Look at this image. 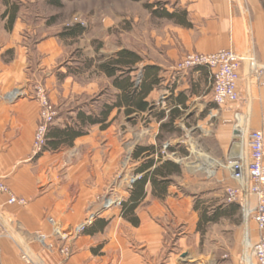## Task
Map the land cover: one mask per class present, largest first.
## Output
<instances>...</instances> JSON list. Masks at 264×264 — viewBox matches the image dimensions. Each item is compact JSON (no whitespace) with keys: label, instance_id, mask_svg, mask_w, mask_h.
Returning a JSON list of instances; mask_svg holds the SVG:
<instances>
[{"label":"crops","instance_id":"obj_1","mask_svg":"<svg viewBox=\"0 0 264 264\" xmlns=\"http://www.w3.org/2000/svg\"><path fill=\"white\" fill-rule=\"evenodd\" d=\"M36 1L0 0V181L10 194L26 201L25 206L9 205L10 194L0 193V264H182V254L196 249L200 243L198 213L193 209L195 202L171 191L172 183L161 193L147 183L145 197L134 211L137 225L122 218L121 210L103 212L84 234L67 243L68 256L58 252L59 242L52 235L49 219L63 228H73L88 214L98 211V201L108 188L111 168L119 153V148L108 139L115 119L112 115L124 114L113 111L107 129L88 127L87 134L77 138L71 147L33 154L32 141L40 111L37 89L46 91L57 111L52 127L72 126L78 112H96L78 108L69 112L74 116L68 121L61 114L64 109H75L68 107L78 105V95L87 91V87H78L75 72L63 75L58 68L65 57L64 42L78 38H61V32H47L45 18L31 16L26 7ZM12 2H16L18 11L14 19H9ZM175 9L185 11L189 26L164 19L169 21L167 39L179 41V48L168 49L166 57L178 59L188 53L210 54L232 49L250 53L264 64L263 0H178L167 11ZM150 65L162 72L161 62ZM189 72L191 81L174 88L166 100L171 109V100L179 93L186 96L187 109L193 99H211L208 72L205 69ZM98 73L111 85L110 79ZM112 89L114 95L116 90ZM238 92L239 102L225 116L244 117L243 131L236 136L231 125L229 135L220 136V149L232 156L248 155L247 134L243 136L246 130L248 133L259 130L264 137V83H258L249 74L246 64L241 67ZM143 116L152 117L149 114L124 117ZM240 122L237 119L234 125L237 127ZM225 138L228 144L223 147ZM142 161L140 158L135 163L139 166ZM254 205L255 199L250 197V206ZM180 230L183 232L174 242ZM254 231L256 241V226ZM185 232L193 234V241H186L187 237L182 236ZM39 235L45 236L46 244H53L56 249L43 246L38 241Z\"/></svg>","mask_w":264,"mask_h":264},{"label":"rangeland","instance_id":"obj_2","mask_svg":"<svg viewBox=\"0 0 264 264\" xmlns=\"http://www.w3.org/2000/svg\"><path fill=\"white\" fill-rule=\"evenodd\" d=\"M177 3L178 0H142L140 2L82 0L65 2L62 8L57 9L48 6L44 0H38L34 5L26 6L31 16L39 15L45 18L47 32L59 33L76 24H81L80 26L85 29V34L80 38L64 42L65 57L58 66L63 75L65 72L76 73L74 76L79 88L87 87V91L78 95V105L68 107V109H75H64L61 112L67 121L74 116L69 113L70 111L74 112L78 108H83L86 112L90 110L97 112L102 104L112 101L113 89L110 82L98 73L96 65L100 59L108 60L109 55L120 48L133 51L142 58L143 63L138 65V69H141L142 65L162 63L161 89L152 94L149 102L153 110H163L168 114L171 108L166 103L167 98L174 88L184 87L191 81V72L175 71L184 55L178 59L169 56L168 58L166 52L171 48H179V41L174 39L173 43L167 39L170 35V32L166 34L169 21L151 16L144 4H159L166 9H171ZM90 61L92 65L88 68ZM137 74L138 72L134 73V78ZM210 100V97H207L190 101L187 111L174 123L173 132H160L153 116L125 118L123 115L117 116L113 113L112 116H115V119L108 133V139L119 148V153L116 154L118 158L111 168L108 188L113 185L118 186L121 182L119 195L125 199L127 194H123V190L138 168L132 160L134 148L153 146L155 151L151 155L152 158L156 153L162 154L154 158L155 161H162V157L163 160L178 162L181 168L180 176L174 177L170 186L175 194L190 198L192 203L198 201L200 205H210L213 208L231 204L230 193L238 185L232 179L229 169L228 163L232 155L220 149V136L229 135L231 125L234 131H239L240 136L243 131L241 125L245 123V118L234 115L225 116L233 105L218 107ZM211 103L212 106L209 107ZM237 119L241 121V124H237L236 127L234 123ZM249 133L246 130L245 137ZM225 139L223 147L228 144V139ZM207 161L213 163L209 169H205L204 166ZM107 189L98 201L99 204L106 194L109 195ZM237 205L239 210L236 214L207 225L204 234L199 235L198 247L190 248L180 257L182 264L254 263L251 246L255 241V223L251 218L246 220L240 205ZM115 209L120 210L118 207L106 210L101 209L100 206L97 218L103 212ZM180 232L183 230L175 234L174 242L178 240ZM182 236L187 237V242L193 241V234L185 232Z\"/></svg>","mask_w":264,"mask_h":264},{"label":"trees","instance_id":"obj_3","mask_svg":"<svg viewBox=\"0 0 264 264\" xmlns=\"http://www.w3.org/2000/svg\"><path fill=\"white\" fill-rule=\"evenodd\" d=\"M48 6L60 9L64 2H74L82 0H44ZM140 2L142 0H131ZM155 6H158L155 8ZM145 9L149 10L151 16L159 19H167L174 23L188 27L186 22V13L178 9L168 12L166 8L159 4H144ZM18 11L16 2L11 3V14L9 19H14ZM5 17V14L2 15ZM85 29L76 24L67 27L60 33L61 38H79L83 35ZM143 63L142 58L135 52L128 49H121L114 53L108 60L100 59L96 65L97 70L105 77L111 80L112 87L116 90L113 99L109 103H104L97 112L86 114L78 112L76 121L72 126L64 128L50 127L46 135V144L44 151H58L64 147H71L74 141L87 134L86 128L98 126L101 130L107 129L112 120H109L113 111L123 112L124 116H138L140 114H149L159 123L160 132H173L174 121L183 111L187 109L186 96L179 93L171 100L172 109L168 114L163 110H153L149 96L155 90L161 89L162 78L160 69L154 65H138ZM92 62L87 65L90 68ZM140 73V83L134 84V73ZM172 96L169 98L171 99ZM173 151L172 148H170ZM155 151L153 146H136L132 152V160L143 159L139 164L136 173L141 176L132 184L127 197L121 202V217L128 220L131 224L137 225L138 222L134 216V211L145 197V186L150 183L153 190L159 193L164 192L170 183H173L172 177L180 176L181 168L178 164L170 161H154L149 158ZM193 209L198 213L197 232L203 235L207 225L216 223L223 217L236 214L239 206L231 203L228 206H219L213 208L210 205H200L198 201L194 203ZM97 220V219H96ZM96 220L89 226L92 227ZM105 224V222L103 223ZM87 227L82 234L89 228Z\"/></svg>","mask_w":264,"mask_h":264},{"label":"built area","instance_id":"obj_4","mask_svg":"<svg viewBox=\"0 0 264 264\" xmlns=\"http://www.w3.org/2000/svg\"><path fill=\"white\" fill-rule=\"evenodd\" d=\"M79 25V24H78ZM81 25V24H80ZM83 27V26H82ZM246 64L250 75L256 78L260 84L264 83V64L257 62L250 53H237L232 49H222L210 54L188 53L183 56L175 71L186 73L193 70L205 69L211 82V100L218 107H225L237 104L240 100L238 85L240 81L241 67ZM140 73L134 78V84L140 83ZM36 97L40 104L39 119L32 141V152L38 155L46 144V135L49 128L54 124L56 111L46 91L37 89ZM245 133H243L244 136ZM248 155L238 153L229 159V169L232 179L238 187L230 193V203L240 205L243 217L249 218L255 223L258 234L257 240L251 246L254 264H264V137L259 130L251 131L247 135ZM164 153V152H162ZM156 153L154 158L160 157ZM174 155V153H172ZM161 160L163 158L161 157ZM135 173L126 183L123 194H128L132 184L140 177ZM122 181V180H121ZM120 185H113L108 188V196L100 202L101 209L120 208L123 196L119 195ZM110 192V193H109ZM0 193L10 194L9 189L0 181ZM250 197L255 199L254 207L250 206ZM9 205L25 206L26 201L10 194ZM97 212L88 214L83 222L73 228H63L49 219L52 226V235L59 242L58 252L64 256L70 253L67 244L77 236L81 235L96 219ZM38 241L50 250L56 249L53 244H46V237L38 236Z\"/></svg>","mask_w":264,"mask_h":264},{"label":"bare ground","instance_id":"obj_5","mask_svg":"<svg viewBox=\"0 0 264 264\" xmlns=\"http://www.w3.org/2000/svg\"><path fill=\"white\" fill-rule=\"evenodd\" d=\"M197 155V154H196ZM198 157V156H197ZM201 158V157H200ZM206 164L204 165L205 167V169H209L210 167H212V165H213V163L211 162V161H207V162H205ZM203 164V163H202Z\"/></svg>","mask_w":264,"mask_h":264},{"label":"water","instance_id":"obj_6","mask_svg":"<svg viewBox=\"0 0 264 264\" xmlns=\"http://www.w3.org/2000/svg\"><path fill=\"white\" fill-rule=\"evenodd\" d=\"M234 135L238 136L239 135V131H234Z\"/></svg>","mask_w":264,"mask_h":264}]
</instances>
